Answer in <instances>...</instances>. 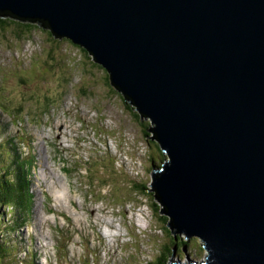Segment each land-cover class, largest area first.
Segmentation results:
<instances>
[{
	"label": "water",
	"instance_id": "95a60500",
	"mask_svg": "<svg viewBox=\"0 0 264 264\" xmlns=\"http://www.w3.org/2000/svg\"><path fill=\"white\" fill-rule=\"evenodd\" d=\"M0 14L86 49L151 118L168 158L150 191L207 251L169 264H264V0H0Z\"/></svg>",
	"mask_w": 264,
	"mask_h": 264
},
{
	"label": "rangeland",
	"instance_id": "374dc122",
	"mask_svg": "<svg viewBox=\"0 0 264 264\" xmlns=\"http://www.w3.org/2000/svg\"><path fill=\"white\" fill-rule=\"evenodd\" d=\"M16 30L17 28L12 25L0 27V103L7 108L3 109L19 120L23 117L15 112H21L23 106L25 112L23 115L30 118L38 117L43 125H46L45 121H49L57 126L60 121L67 117L73 119L78 113L92 115L100 120L102 125L99 130L105 135L98 144L93 143L96 164L88 172V182L106 196L101 206L115 211V214L114 217H110L112 222L107 223L105 219L100 221L107 243L103 244L98 264L154 263L155 257L162 253L161 246L171 242V232L165 228L167 223L162 218L164 213L158 210V203L152 195L133 191L134 180L152 187L153 169L168 158L167 153L160 155L159 149L152 142L151 136L154 133L151 131L153 127L151 118L143 116L141 118L138 109L126 101L123 94L112 84L108 71L97 63L90 53L85 52L70 39L55 37L48 27L40 24L28 31V35L18 37ZM7 113L0 110L2 124L0 142L3 141L4 144L7 138L18 136L13 117ZM84 122L89 128L95 120L86 119ZM28 128L34 131L37 125L30 124ZM146 129L149 136H146ZM38 141V148L41 150L40 156H37L40 172L46 162L43 141L39 137ZM16 146L19 147V151H22L21 148L25 150L22 143ZM54 155L59 156L58 152L51 148L50 156ZM46 167L51 186L54 188L51 192L55 200L51 195L50 206L55 204L56 207L73 212L80 226L87 225L92 220L99 223L98 218L90 215V212L97 209L98 204L92 206L84 201L83 186L59 170L54 176L51 167L48 164ZM32 170L35 172V167ZM35 175L33 189L39 198L37 187L42 178L38 173ZM32 207L36 208L34 202ZM0 208L4 212L0 218V241L4 247H8L6 252L0 248V264H19L17 259L22 254L18 253L21 245L18 236L25 228H19L16 224L19 218L14 222L9 213L6 215V207L0 205ZM121 209L127 210L128 216H131L132 221L128 223L127 229L116 215ZM38 223L44 229L42 218ZM71 227L78 229L76 224ZM167 228H170L168 224ZM87 231L91 232V229L87 228ZM112 233L119 235L113 236ZM11 235L17 238L15 242L14 238L11 243ZM180 237L185 239L187 235L181 233ZM189 239L187 246L180 245L183 250L178 251L176 254L178 257L171 254L164 264H169L175 257L183 262H187L189 258L198 261L205 259L207 251L203 248L202 239L197 236ZM82 252V249L80 251L74 249L69 260L74 264H82ZM50 254L49 264L52 261L58 264L63 262L55 260L52 252ZM27 261L34 264L30 260Z\"/></svg>",
	"mask_w": 264,
	"mask_h": 264
},
{
	"label": "trees",
	"instance_id": "16d2710c",
	"mask_svg": "<svg viewBox=\"0 0 264 264\" xmlns=\"http://www.w3.org/2000/svg\"><path fill=\"white\" fill-rule=\"evenodd\" d=\"M37 24L43 26V23L39 21H31L29 19L22 20L8 14L7 15L0 14V27H6L10 25L15 26L17 28L16 34L18 37L24 34L28 35L29 34L28 31H30L32 28H37ZM26 31L28 33H26ZM77 46L83 49L85 52H88L83 47L79 45ZM139 116H141L140 113ZM147 131L148 129H146L145 132L146 136H149V133ZM151 139L153 140L152 142L155 143L156 147L159 149L158 150L159 154L160 155L163 154L164 152L161 149L159 142L153 138ZM12 143H13L12 139H8L5 142V144L4 143L0 144V170H1L0 173V203L1 204L0 205L6 207L7 210L6 215L10 213V215H12L11 217H13L12 221L15 222L16 219L19 218L16 223L17 225H19L26 223V221H24L23 218L25 216V211L29 206L30 185L26 180L28 168H26L25 163L20 159L19 153L12 154L11 150L8 148V145L9 144L12 145ZM7 157L9 159H6ZM3 162L5 163L2 164ZM133 188H134L133 191L136 193L143 195H152L153 199H155V202L158 203L157 204L159 207L158 210L162 212V206L160 202L155 197L154 192L150 191L151 187H148L147 184L143 182L140 183L138 180H134ZM3 215L4 212L0 208V218ZM162 218L164 222L168 224L169 216L167 214H164L162 215ZM167 224L165 225V228L169 230L168 232H171L170 233L171 242L168 244H164V246H161L162 253L160 254V256L155 257L154 263H150V264H164L167 258L173 253L174 248H176V254H177L178 251L183 250L180 245L187 246V244H189L190 239L187 238L183 239L180 237V234L175 235L170 228H167ZM4 246L5 245L0 241V248H2L4 252H6V249L8 247H4ZM87 261L90 262L89 260Z\"/></svg>",
	"mask_w": 264,
	"mask_h": 264
},
{
	"label": "bare ground",
	"instance_id": "6f19581e",
	"mask_svg": "<svg viewBox=\"0 0 264 264\" xmlns=\"http://www.w3.org/2000/svg\"><path fill=\"white\" fill-rule=\"evenodd\" d=\"M12 156V155H11ZM58 186V185H57ZM64 200V199H63ZM10 206V205H9ZM13 233V232H12ZM116 234V233H115ZM13 257V256H12Z\"/></svg>",
	"mask_w": 264,
	"mask_h": 264
},
{
	"label": "clouds",
	"instance_id": "9594fccd",
	"mask_svg": "<svg viewBox=\"0 0 264 264\" xmlns=\"http://www.w3.org/2000/svg\"><path fill=\"white\" fill-rule=\"evenodd\" d=\"M204 248V247H203Z\"/></svg>",
	"mask_w": 264,
	"mask_h": 264
}]
</instances>
